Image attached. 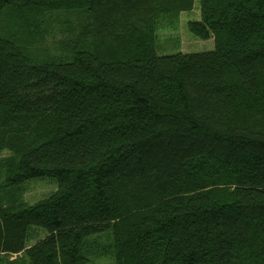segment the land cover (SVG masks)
Masks as SVG:
<instances>
[{"label": "trees", "instance_id": "1", "mask_svg": "<svg viewBox=\"0 0 264 264\" xmlns=\"http://www.w3.org/2000/svg\"><path fill=\"white\" fill-rule=\"evenodd\" d=\"M196 2L214 51L158 56ZM62 10L86 13L67 57L34 53ZM3 152L0 195L58 190L0 196V264H264V0H0Z\"/></svg>", "mask_w": 264, "mask_h": 264}, {"label": "rangeland", "instance_id": "2", "mask_svg": "<svg viewBox=\"0 0 264 264\" xmlns=\"http://www.w3.org/2000/svg\"><path fill=\"white\" fill-rule=\"evenodd\" d=\"M194 7L195 9L192 12H185L178 15V17L169 18L170 20H163L159 29L157 37L158 43L155 50L158 56L175 55L176 53L187 55L214 51V39L208 41L200 40L187 28V23L189 21H196V19H198L199 2H196ZM85 15V12L79 10L51 12L44 18V21L40 23V26H34L35 28L32 26L31 29L33 31L35 30L38 36L30 41V48L34 53H39L40 55L48 53L50 57L66 58V53L60 45L67 39H74V35H76L75 33L80 24L79 22L85 21ZM7 22V15L4 14L1 17V27L3 30H5L6 26L4 25L5 23L7 24ZM19 33L23 34L25 38L28 37L30 40L31 37L27 30H21ZM42 39L44 40L42 41ZM8 156V152H3L2 155H0V161ZM57 190L58 184L56 180L48 177L36 178L29 180L19 188H15L14 192H10L9 195L6 193L4 194L3 191L0 196L3 197V195H8L10 199H14L13 202L34 205L37 201L48 198L49 195L57 192ZM32 230L33 242L45 236V231L43 229L38 231L33 228ZM14 258H11V260ZM95 264H112V259L107 257V259L96 261Z\"/></svg>", "mask_w": 264, "mask_h": 264}]
</instances>
